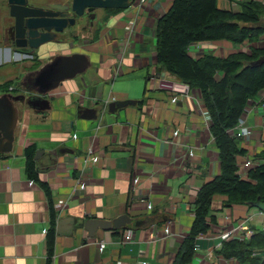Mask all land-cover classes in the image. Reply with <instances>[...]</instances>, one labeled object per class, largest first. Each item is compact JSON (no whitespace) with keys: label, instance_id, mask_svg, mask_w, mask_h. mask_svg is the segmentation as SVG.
<instances>
[{"label":"crops","instance_id":"1","mask_svg":"<svg viewBox=\"0 0 264 264\" xmlns=\"http://www.w3.org/2000/svg\"><path fill=\"white\" fill-rule=\"evenodd\" d=\"M250 1L219 0L218 4L221 9L241 11ZM172 2L148 0L143 8L134 5L126 14L120 10L97 39L75 42L72 51L71 47L54 49L56 54L89 53L94 66L55 92L57 99L47 118L26 113L17 130L14 153L0 156V264H50L53 207L57 220L66 216L114 219L126 212L137 217L169 213L174 220L135 230L131 241L123 239V231L115 230L100 229L94 238L82 227L72 235L58 234L51 264L174 263L194 221L197 193L221 173V161L199 89L174 90L175 84L184 83L158 64L157 22ZM252 46L264 47V35L258 42L242 45L229 40L199 42L191 45L190 53L194 58L208 52L224 58L249 52ZM172 97L177 101L172 102ZM125 99L143 100V104L109 112V102ZM79 104L98 107L99 118H79ZM247 105L251 136L243 140L247 154L238 156V164L251 161L254 167L264 163V90ZM33 145L46 152H63L55 169L48 168L45 157L47 170L37 172L50 185L51 198L27 171L26 149ZM90 156L98 157V162L87 163ZM135 176L140 178L137 184ZM79 182L85 183V190H74ZM227 198L215 196L213 213L218 224L200 239L201 248L192 264H239L235 258L216 254L226 216L254 231L261 229L259 207H228ZM167 225L172 233L165 232ZM100 242H105L104 250Z\"/></svg>","mask_w":264,"mask_h":264},{"label":"trees","instance_id":"2","mask_svg":"<svg viewBox=\"0 0 264 264\" xmlns=\"http://www.w3.org/2000/svg\"><path fill=\"white\" fill-rule=\"evenodd\" d=\"M218 2L173 0L157 22L155 47L158 64L176 75L190 89H199L211 117V132L221 161V173L205 182L197 193L194 221L173 264H191L196 253L197 238L218 224L217 216L213 213L216 195L228 197L225 206H258L264 212V163L250 168L248 178L244 179L239 174L238 164V156L247 154L242 144L243 138L232 137L228 132L238 123L248 102L264 90V64L247 65V62L264 55V47L252 46L249 52H236L224 58L211 52L194 58L190 53L191 45L199 42L229 40L235 45H242L246 41L258 42L264 35V27L261 26L264 22V1L245 2L241 11L221 9ZM118 11L113 10L114 13ZM13 83L14 79L4 83V92ZM140 103L143 104V100ZM36 151L35 145L26 149L27 171L31 178L41 182L51 198L50 185L40 180L37 173ZM56 222L53 207L52 227L48 233L50 264L56 248ZM216 254L228 259L235 258L239 264H264V230L254 231L248 239L224 241Z\"/></svg>","mask_w":264,"mask_h":264},{"label":"water","instance_id":"3","mask_svg":"<svg viewBox=\"0 0 264 264\" xmlns=\"http://www.w3.org/2000/svg\"><path fill=\"white\" fill-rule=\"evenodd\" d=\"M137 0H72L71 4L50 2L45 6L34 5L30 0H9L11 14L17 20L18 35L23 41H18L20 51L33 54L37 51L41 59L46 53H55V48L73 47L74 41L69 39V27L77 25V16H83L85 10L94 11L97 8L122 10L128 13ZM75 14V15H74ZM77 15V16H76ZM264 27V22L261 23ZM45 48H49L44 52ZM70 49V48H69ZM68 50V49H65ZM264 64V55L256 60L247 62L248 66H260ZM94 66L92 56L83 51L72 53L52 54L43 60V64L33 70L24 71L20 79L19 90L23 93L5 92L0 94V155L12 154L16 148L17 130L23 114L34 113L44 119L51 113L57 99L55 92L65 82L84 75ZM139 100L125 99L109 102V112L115 114L123 108L137 106ZM78 117L81 119L97 120L99 108L82 104L77 106ZM61 150L37 149L35 154L36 165L39 170H47L44 158L48 157L50 166L55 169L58 158L63 155ZM258 207V206H256ZM174 216L155 213L146 216H132L124 213L114 219H104L92 216L77 219L74 216L60 217L56 223V233L72 235L78 228L87 231L91 238L96 237L97 231L112 230H140L160 222H171Z\"/></svg>","mask_w":264,"mask_h":264},{"label":"flooded vegetation","instance_id":"4","mask_svg":"<svg viewBox=\"0 0 264 264\" xmlns=\"http://www.w3.org/2000/svg\"><path fill=\"white\" fill-rule=\"evenodd\" d=\"M30 3L34 4L32 3V0H30ZM59 3L71 4L72 0H62ZM7 6L9 14L3 16L5 24L0 32V66L11 62L14 58V55L18 54L20 56H25V59L22 62L24 65V70L21 72L37 69L43 64V60L49 56H52V54L44 57V59H41L40 56H38L37 51L33 54L20 51V49L17 47V43L18 41H23L22 38L18 37V35L21 34V31L17 29V20L11 14V4L9 0H7ZM41 6H45V4ZM113 10L114 9L97 8L94 11H89L86 9L83 16L76 15L77 25L74 27H69L68 30L70 41L75 40L76 42L80 41L81 43H84L89 39L91 40L92 38L100 36L103 28L107 25V22L111 16L120 12L118 11L114 13ZM19 79L20 75L18 78L14 79L13 85L8 89V91L5 92H14L15 94L23 93L21 90H19V84H17V86L14 85ZM24 116L25 114L22 115V118Z\"/></svg>","mask_w":264,"mask_h":264},{"label":"built area","instance_id":"5","mask_svg":"<svg viewBox=\"0 0 264 264\" xmlns=\"http://www.w3.org/2000/svg\"><path fill=\"white\" fill-rule=\"evenodd\" d=\"M148 4V0H137L136 3L134 4L135 6H138L140 8H143L145 7L146 5ZM133 5V6H134ZM245 43V42H244ZM160 81V79L157 80V83ZM188 88L189 86L184 84L183 85H179V84H175L174 85V90L176 91H179V92H182V93H185V92H188ZM172 102H176L177 101V97H172ZM248 105L245 107L238 123L230 128L228 130L230 136L232 137H239V138H243L244 139H249L250 136H251V130H250V127L247 125V116H248ZM208 117H210L209 113H208ZM178 132H175V135H177ZM189 156L193 157L194 156V152H190ZM87 163L89 161H92V162H98V157L96 156H90L89 158L86 159ZM252 167V163L251 161H246L242 164H239V174L244 178V179H247L248 178V169H250ZM140 181V178L135 176L133 178V182L134 184H137L139 183ZM86 189V185L84 182H79L78 186L74 189L76 191H82V190H85ZM61 205V204H59ZM147 210L148 211H152L153 210V205L149 202L147 203ZM262 215H263V222L261 224V229L264 230V212H262ZM238 222H235L233 220V218L231 216H226V219H225V222L223 223L224 226L223 228L221 229V231L219 232V242H218V247L221 246V244L224 242V241H229V240H233V239H240V240H244V239H248V238H251L254 234V230L248 228L247 226L244 225V222H240L239 220H237ZM165 232L167 234L169 233H172V230H171V227L170 225H167L165 227ZM134 237H135V231L134 230H123V239L125 241H131V240H134ZM204 237V234L200 235L198 238H197V241H196V244H195V256H194V259L195 257L197 256V253L198 251L200 250L201 248V244H200V239ZM106 247V244L105 242H100L99 244V248L100 250H104V248ZM194 259H193V262H194ZM192 262V263H193ZM191 263V264H192Z\"/></svg>","mask_w":264,"mask_h":264},{"label":"rangeland","instance_id":"6","mask_svg":"<svg viewBox=\"0 0 264 264\" xmlns=\"http://www.w3.org/2000/svg\"><path fill=\"white\" fill-rule=\"evenodd\" d=\"M62 0H32V3L37 5H47L50 2H60ZM9 14L7 0H0V32L4 27L5 20L3 19L4 15ZM96 37L95 39H97ZM75 47L69 49L72 51ZM25 56H20L18 54L14 55V58L11 62L6 65L0 66V94L4 92L3 84L11 79L18 78V76L24 70V65L22 62L24 61ZM10 88V87H9Z\"/></svg>","mask_w":264,"mask_h":264}]
</instances>
